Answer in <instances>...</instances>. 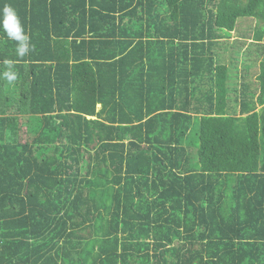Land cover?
Instances as JSON below:
<instances>
[{"label":"trees","instance_id":"16d2710c","mask_svg":"<svg viewBox=\"0 0 264 264\" xmlns=\"http://www.w3.org/2000/svg\"><path fill=\"white\" fill-rule=\"evenodd\" d=\"M6 5L0 264H264V0Z\"/></svg>","mask_w":264,"mask_h":264},{"label":"crops","instance_id":"0c3cea01","mask_svg":"<svg viewBox=\"0 0 264 264\" xmlns=\"http://www.w3.org/2000/svg\"><path fill=\"white\" fill-rule=\"evenodd\" d=\"M248 17H244L243 20H240L239 22V26H237V28L231 32H228L230 35H226L224 38H222L218 45H217V51L221 54H218L219 56H226L225 59L228 62V60L230 59L231 55H236L234 53L235 50L239 49L240 47H242L243 50L247 49V48H252L254 51L258 50L260 47H262V45H264V40L262 42H257L255 40H253V38L255 37V26H256V19L253 17H249L252 18L249 21V24H242V21H245L244 19H246ZM253 20H255V23L253 22ZM244 45V46H241ZM237 57V55H236ZM245 60V59H244ZM242 60L239 63V67H241L240 70H243L245 67L244 63ZM252 60H248L247 63L251 62ZM257 66H254L252 68V73L251 74V79H255L256 75H257ZM237 96V93L235 92H230V98L233 99V101H235Z\"/></svg>","mask_w":264,"mask_h":264},{"label":"clouds","instance_id":"9594fccd","mask_svg":"<svg viewBox=\"0 0 264 264\" xmlns=\"http://www.w3.org/2000/svg\"><path fill=\"white\" fill-rule=\"evenodd\" d=\"M10 22H14V30L12 31H9ZM0 29H3L10 39L17 42L16 51L18 56L23 57L30 51L31 45L29 38L25 34L23 25L21 24L15 9L10 5H6L0 10ZM4 77L9 83H12L17 79L16 74L12 71H6Z\"/></svg>","mask_w":264,"mask_h":264},{"label":"rangeland","instance_id":"374dc122","mask_svg":"<svg viewBox=\"0 0 264 264\" xmlns=\"http://www.w3.org/2000/svg\"><path fill=\"white\" fill-rule=\"evenodd\" d=\"M252 18H246V19H244L245 21H242V24H249V21L251 20ZM240 20H243V18H240ZM239 20V21H240ZM253 22L255 23V20H253ZM225 58H226V56H224ZM227 59H228V57H227ZM226 59V60H227ZM226 60L225 61H223L224 63L226 62ZM236 65V64H235ZM235 65H232L231 67H230V65H229V70H230V76H232V78H234L233 76H235L236 75V71H237V66H235Z\"/></svg>","mask_w":264,"mask_h":264}]
</instances>
